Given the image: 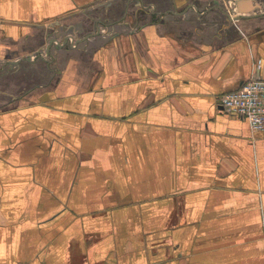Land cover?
<instances>
[{"label":"crops","instance_id":"crops-1","mask_svg":"<svg viewBox=\"0 0 264 264\" xmlns=\"http://www.w3.org/2000/svg\"><path fill=\"white\" fill-rule=\"evenodd\" d=\"M238 1L0 0V264H264Z\"/></svg>","mask_w":264,"mask_h":264},{"label":"built area","instance_id":"built-area-1","mask_svg":"<svg viewBox=\"0 0 264 264\" xmlns=\"http://www.w3.org/2000/svg\"><path fill=\"white\" fill-rule=\"evenodd\" d=\"M219 103L222 111L247 119L252 131H264V79H248L240 88L222 94Z\"/></svg>","mask_w":264,"mask_h":264},{"label":"water","instance_id":"water-1","mask_svg":"<svg viewBox=\"0 0 264 264\" xmlns=\"http://www.w3.org/2000/svg\"><path fill=\"white\" fill-rule=\"evenodd\" d=\"M243 3V0L238 1V5H241ZM244 10V9H243ZM242 10V11H243Z\"/></svg>","mask_w":264,"mask_h":264}]
</instances>
